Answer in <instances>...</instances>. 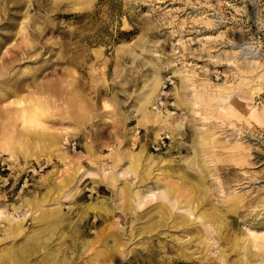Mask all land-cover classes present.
Masks as SVG:
<instances>
[{
  "label": "rangeland",
  "instance_id": "obj_1",
  "mask_svg": "<svg viewBox=\"0 0 264 264\" xmlns=\"http://www.w3.org/2000/svg\"><path fill=\"white\" fill-rule=\"evenodd\" d=\"M0 62V264H264V0H0Z\"/></svg>",
  "mask_w": 264,
  "mask_h": 264
},
{
  "label": "bare ground",
  "instance_id": "obj_2",
  "mask_svg": "<svg viewBox=\"0 0 264 264\" xmlns=\"http://www.w3.org/2000/svg\"><path fill=\"white\" fill-rule=\"evenodd\" d=\"M19 38H21V37H19ZM14 45H15V43H14ZM236 48L239 49L237 57L239 60H242V61H245L249 58H253L256 54L254 52L255 50L254 51L251 50L250 47L242 45V43L240 45L238 44V46ZM12 49H13V46H12ZM2 61L6 62V60H2ZM13 61L14 60H12L10 63L12 64ZM0 68L2 69V67H0ZM4 74H5V72H4ZM234 95H235V97L234 96L231 97L230 95L225 97L226 99L230 98L229 101H231V102H228L229 105L226 104V106L228 105L227 106V113L229 115V124L231 127L234 128V130H233L231 127H229L227 130H232V133L238 136V140L240 141V143L237 146H233V149L236 150L235 154L237 156H243L244 150L245 149L248 150L246 148V146L247 145L252 146L250 143V140H252L254 137H257L259 133L264 134V108L258 111L254 106H252L251 105L252 98H251V96H249L246 93H243L240 95H238V94H234ZM142 109H143V107H142ZM156 135L157 136L159 135L158 130H157ZM194 149L196 150V153L198 155V149L196 148V146L194 147ZM198 167H199L200 172H202V170H204L201 165H198ZM190 176L191 175H188V177H190ZM188 177L185 175L184 176H177V178L181 181H180V183H175V185L162 183V181H161L162 178L159 177V179H157L155 181V184L160 189H162L164 191V193L167 197H170V198L176 200L178 202L179 207H185L187 209L194 211L195 208H197L198 204H204L206 202L205 199H206L207 187L205 184L202 185L203 190H204L203 195H205V197L202 198L201 202L198 201L196 205L194 204V201H187L185 199H180L179 196H182V195H179L178 193L181 191L182 185L189 182ZM144 187L146 189L150 190V187H148L146 185ZM134 193H133L134 196L139 197V195H140L139 192H134ZM131 206H133V204H131ZM138 215H140V214H138ZM138 215H136V216H138ZM201 216L207 217V218L212 219V220L218 219V217L216 216V213H214L212 215H207V214H205V211H203L201 213ZM176 218H177V221L174 220L173 225L177 226V227H178V225L183 226L184 225L183 220H185V217L182 215H179V216H176ZM15 227L20 228L21 222L16 223ZM193 228H195V227H193ZM195 230H197V229L195 228ZM197 233H198V231H197ZM250 235H251V238L249 240H250V244L252 246L258 247V248L264 247V235H259L258 232L255 233L254 231H251Z\"/></svg>",
  "mask_w": 264,
  "mask_h": 264
}]
</instances>
